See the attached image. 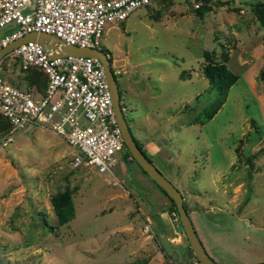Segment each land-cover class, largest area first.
Listing matches in <instances>:
<instances>
[{
    "label": "rangeland",
    "instance_id": "374dc122",
    "mask_svg": "<svg viewBox=\"0 0 264 264\" xmlns=\"http://www.w3.org/2000/svg\"><path fill=\"white\" fill-rule=\"evenodd\" d=\"M248 2L264 0H207L201 15L188 0H156L107 23L98 44L121 70L134 140L179 190L219 264L264 261V24ZM206 52L213 61L225 53L238 75L209 119ZM28 69L10 55L0 61L19 87ZM3 134L0 264H201L169 199L125 147L100 173L73 165L71 147L41 125ZM64 189L74 214L60 224L50 197Z\"/></svg>",
    "mask_w": 264,
    "mask_h": 264
},
{
    "label": "built area",
    "instance_id": "2783aa9c",
    "mask_svg": "<svg viewBox=\"0 0 264 264\" xmlns=\"http://www.w3.org/2000/svg\"><path fill=\"white\" fill-rule=\"evenodd\" d=\"M153 1L0 0V28L6 27L0 47L29 31H42L68 44L99 48L107 23L120 21ZM188 2L199 6L198 0ZM5 55L14 57L21 68L33 67L45 76L38 92L9 83L0 73V114L10 130L41 125L71 147L73 165L110 172L124 143L101 61L90 55L50 57L34 40L16 45ZM6 135H0V144L6 143Z\"/></svg>",
    "mask_w": 264,
    "mask_h": 264
},
{
    "label": "water",
    "instance_id": "95a60500",
    "mask_svg": "<svg viewBox=\"0 0 264 264\" xmlns=\"http://www.w3.org/2000/svg\"><path fill=\"white\" fill-rule=\"evenodd\" d=\"M27 40H34L40 43L47 51L50 57L66 54L90 55L97 57L101 61L104 68L105 78L107 80L111 93L113 112L116 118V122L121 130L124 146L127 148L131 157L138 163V165L154 180V182L165 192V194L174 203L177 211V218L180 222L184 236L188 242L189 248L193 252L198 262L201 264H219L215 262L212 258H210V256L206 253L203 245L201 244L196 234V231L192 225V222L187 214V211L183 205V198L179 190L152 164V162L144 155V153L141 151L136 141L134 140L126 121L122 117V112L119 106L118 86L113 74L108 68L104 52L100 48L80 47L77 45L68 44L66 42L61 41L58 37L54 36L53 34H49L46 32L29 31L1 46L0 60L16 45ZM54 50H56V52H54ZM243 264H264V261L258 263Z\"/></svg>",
    "mask_w": 264,
    "mask_h": 264
},
{
    "label": "trees",
    "instance_id": "16d2710c",
    "mask_svg": "<svg viewBox=\"0 0 264 264\" xmlns=\"http://www.w3.org/2000/svg\"><path fill=\"white\" fill-rule=\"evenodd\" d=\"M206 2L207 0H202L201 4L197 8L192 7V9L198 15H201L203 11H207L209 9V6L206 5ZM248 3L252 7L259 21L262 24H264V2H254V3L248 2ZM5 56L6 55H4L3 57ZM204 56L206 57H205V62L202 64V67H201L202 73L206 77L209 85L212 88H214V90L216 91L215 100L213 101L212 106L210 105L211 107L208 109V111L205 112V115H204L205 119H209L215 113V111L218 109L220 104L225 99L228 88L230 87L231 84H233L236 81V79L238 78V75L232 72L226 66L225 61L227 60V55L225 53H223L221 56V59L217 61L210 60L207 52L204 53ZM30 68H33V67H30ZM260 75L264 77V68L260 71ZM24 80L26 82V88H34V90L36 89V91L42 92V89L45 83V76L40 70L28 69V71L24 75ZM8 126H10L9 122L7 121V119H5L0 114V131L6 129ZM137 145L143 152L141 146L138 143ZM127 155H130V153L125 147L124 156H127ZM162 192L165 194L163 190ZM167 198L170 201V206L168 209L169 211H172L175 214L177 224L178 226H181L177 218V211H176L175 205L168 196ZM50 202H51V206H52L53 212L56 216L58 223L60 224L64 223L73 217V214H74L73 205H72L70 193L67 189L58 191L55 194H53L50 197Z\"/></svg>",
    "mask_w": 264,
    "mask_h": 264
},
{
    "label": "flooded vegetation",
    "instance_id": "af4514ba",
    "mask_svg": "<svg viewBox=\"0 0 264 264\" xmlns=\"http://www.w3.org/2000/svg\"><path fill=\"white\" fill-rule=\"evenodd\" d=\"M101 50L104 52L108 68L110 69L111 73L114 76V79L116 80V83L118 86V92H119V106H120V109L122 112V117L124 118V120L126 121V123L128 125L127 118H126L125 112H124V109H125L124 104L122 102V91L123 90H122V86H121V75H122L121 70L118 67V64L114 61L115 59L112 56L111 51L107 48H102Z\"/></svg>",
    "mask_w": 264,
    "mask_h": 264
},
{
    "label": "crops",
    "instance_id": "0c3cea01",
    "mask_svg": "<svg viewBox=\"0 0 264 264\" xmlns=\"http://www.w3.org/2000/svg\"><path fill=\"white\" fill-rule=\"evenodd\" d=\"M165 221V220H164Z\"/></svg>",
    "mask_w": 264,
    "mask_h": 264
}]
</instances>
